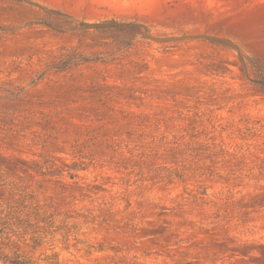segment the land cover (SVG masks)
Segmentation results:
<instances>
[{"label":"rangeland","instance_id":"obj_1","mask_svg":"<svg viewBox=\"0 0 264 264\" xmlns=\"http://www.w3.org/2000/svg\"><path fill=\"white\" fill-rule=\"evenodd\" d=\"M0 178L83 264H264V0H0Z\"/></svg>","mask_w":264,"mask_h":264},{"label":"trees","instance_id":"obj_2","mask_svg":"<svg viewBox=\"0 0 264 264\" xmlns=\"http://www.w3.org/2000/svg\"><path fill=\"white\" fill-rule=\"evenodd\" d=\"M114 23L109 26L133 25ZM0 262L2 264H83L104 250L102 241H82L71 202L56 201L38 189L0 178ZM98 264V263H90Z\"/></svg>","mask_w":264,"mask_h":264},{"label":"water","instance_id":"obj_3","mask_svg":"<svg viewBox=\"0 0 264 264\" xmlns=\"http://www.w3.org/2000/svg\"><path fill=\"white\" fill-rule=\"evenodd\" d=\"M115 22H101V23H93L88 24L89 27H103V26H109L114 24ZM205 37V38H217L216 36L207 35V34H189V35H182V36H174V37H159L155 38L158 41H165V40H171L176 38H184V37Z\"/></svg>","mask_w":264,"mask_h":264}]
</instances>
